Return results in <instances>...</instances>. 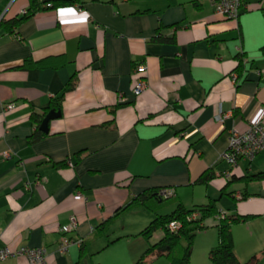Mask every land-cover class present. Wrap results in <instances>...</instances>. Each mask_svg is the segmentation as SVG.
Masks as SVG:
<instances>
[{"label":"crops","instance_id":"crops-1","mask_svg":"<svg viewBox=\"0 0 264 264\" xmlns=\"http://www.w3.org/2000/svg\"><path fill=\"white\" fill-rule=\"evenodd\" d=\"M82 1L71 7L90 13L87 24L55 9L12 34L0 28V248L45 247L46 264H88L103 239L84 253L76 244L58 252L71 217L78 229L69 238L87 240L111 219L116 230L125 214L117 215L141 193L169 189L172 212L216 200L229 216L254 217L232 226L235 253L263 263L264 181L242 179L264 172V152L234 170L221 156L231 132H246L264 112V0H243L238 20L218 16L210 0ZM29 6L0 0V22ZM239 54L249 62L240 78ZM27 60L50 63L28 68ZM142 63L148 89L135 97ZM73 77L61 117L42 133L32 116H44ZM36 130L46 136L29 144ZM205 173L211 179L200 184ZM205 232L209 253L218 230Z\"/></svg>","mask_w":264,"mask_h":264},{"label":"trees","instance_id":"trees-1","mask_svg":"<svg viewBox=\"0 0 264 264\" xmlns=\"http://www.w3.org/2000/svg\"><path fill=\"white\" fill-rule=\"evenodd\" d=\"M30 6L25 14L21 18H16L11 21H1L0 28L8 33H13L20 24L26 19L32 17L36 13L44 10H55L62 7L82 5V0H29ZM160 37H156L158 40ZM264 54V48L262 49ZM239 62L238 74L239 78L243 74L247 73L246 65L249 63L247 57L243 54L237 56ZM245 60L247 63L245 64ZM50 61L34 62L33 60L25 61L26 67H39L48 65ZM76 86V80L73 77L67 84L61 95L52 100L50 106L46 109L44 116H32V121L38 125H41L45 116L52 110L56 112L62 111V104L67 92L72 91ZM46 135L41 134L39 130H36L29 137V144L38 142ZM211 179V174L205 173L200 179V184H206ZM246 184L251 182L264 181V172H260L254 175H249L242 179ZM160 190L145 191L135 197L126 207L121 210V213L117 217L128 213L136 207H145L150 209L154 214V219L149 225L142 231L141 235L148 241L158 232L161 233L159 239L152 244L144 253L142 258L136 264H146L145 259L149 255H155L157 257H166L170 264H192L191 256L194 247V241L198 232H205L209 228L214 227L218 230V245L212 248L209 252V259L211 264H264V253L262 254L263 263H260L259 259L254 256L248 262H241L235 253V243L233 239L232 226L239 224L240 222L247 221L254 217H234L229 216L225 212H221L216 200L210 201L203 206H197L190 210L186 209L183 205L179 204L175 211L169 214H159V206L168 204L173 198H163L160 195ZM167 201V203H165ZM194 214H197L196 218H193ZM225 214L222 218L221 215ZM116 218V217H115ZM114 220L111 219L99 227L93 232L91 238L83 240L81 243L82 251H88V248L93 243L105 239V247L107 248L116 240H111L110 231L111 224ZM178 221L181 224V228L178 232L169 231L168 227L170 223ZM76 264H79L76 263Z\"/></svg>","mask_w":264,"mask_h":264},{"label":"built area","instance_id":"built-area-1","mask_svg":"<svg viewBox=\"0 0 264 264\" xmlns=\"http://www.w3.org/2000/svg\"><path fill=\"white\" fill-rule=\"evenodd\" d=\"M211 6L214 12L227 20H238L240 17L243 0H210ZM79 11H82L79 9ZM264 12V10H263ZM25 14V11L23 12ZM247 60H245V64ZM146 66L142 63L135 66L133 76L135 79L133 93L135 97H138L145 93L148 89V83L146 81ZM261 78H264V71H259L258 74ZM235 81L238 80V76H233ZM14 105H7L6 110L12 111ZM225 117L219 116V120L223 121ZM264 152V112L262 118L255 124L251 123L249 129L246 132H239L233 130L229 137L228 147L221 156V159L227 162L234 170L239 167L241 161L252 162L259 154ZM5 159H10L9 153L3 154ZM163 198H171L174 196L173 190H163L160 192ZM75 199L82 200L83 196L79 193ZM197 214H194L193 218H196ZM222 218L225 214L221 215ZM181 228V224L178 221L170 223L168 229L171 232H178ZM78 221L76 217H71L67 226L61 230V238L58 245V252L60 254L68 253L72 245H81L83 240L75 241L69 238V234L77 231ZM22 257L27 259L30 264H46L48 258V251L45 247L41 248H29L21 247L16 250L4 247L0 248V262H5L8 259Z\"/></svg>","mask_w":264,"mask_h":264},{"label":"rangeland","instance_id":"rangeland-1","mask_svg":"<svg viewBox=\"0 0 264 264\" xmlns=\"http://www.w3.org/2000/svg\"><path fill=\"white\" fill-rule=\"evenodd\" d=\"M165 203H167V201ZM174 206L175 205L170 203L159 206V214L165 215L171 213ZM154 217L155 214L145 207H136L126 213L122 220L118 222L116 230L110 234L111 240L116 241L107 248L102 249L96 255L93 262L88 260V264H136L147 249L161 236V233L158 232L148 241L141 235L142 231L149 225ZM206 235H208L206 232H198L196 234L191 256V261L193 260L195 264H211L209 253L204 251L203 246L208 240ZM105 242V239H103L98 245ZM145 263L170 264V261L166 257L149 255L145 259ZM81 264H85V261Z\"/></svg>","mask_w":264,"mask_h":264},{"label":"clouds","instance_id":"clouds-1","mask_svg":"<svg viewBox=\"0 0 264 264\" xmlns=\"http://www.w3.org/2000/svg\"><path fill=\"white\" fill-rule=\"evenodd\" d=\"M65 11L71 12L73 15L76 16V22L79 24H87L89 18H90V13L86 12V11H80L77 12V10L71 6H69L67 9L64 8H59L57 9V15L58 17H63ZM61 23H65V21L61 20ZM258 118L253 119V124L258 122Z\"/></svg>","mask_w":264,"mask_h":264},{"label":"water","instance_id":"water-1","mask_svg":"<svg viewBox=\"0 0 264 264\" xmlns=\"http://www.w3.org/2000/svg\"><path fill=\"white\" fill-rule=\"evenodd\" d=\"M60 117H61V112H56L54 110L50 111L43 119L39 127V130L42 133H45V134L48 133L50 122L53 120L59 119Z\"/></svg>","mask_w":264,"mask_h":264}]
</instances>
